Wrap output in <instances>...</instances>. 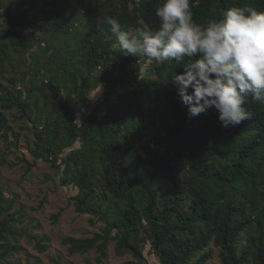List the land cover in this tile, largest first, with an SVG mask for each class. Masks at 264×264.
<instances>
[{"label": "trees", "instance_id": "16d2710c", "mask_svg": "<svg viewBox=\"0 0 264 264\" xmlns=\"http://www.w3.org/2000/svg\"><path fill=\"white\" fill-rule=\"evenodd\" d=\"M161 2L0 0V141L17 146L12 122L26 124L35 161L77 190V214L103 224L62 239L70 256L97 253L86 264H104L112 243L127 264H148L147 250L158 264H208L214 250L218 264H264V104L249 99L234 127L214 109L190 118L170 80L184 64L141 58L153 68L140 71L111 47L105 17L155 30ZM245 4L264 10V0H191L198 24ZM17 204L0 184V264H22L19 237L49 250L48 236L20 227Z\"/></svg>", "mask_w": 264, "mask_h": 264}, {"label": "clouds", "instance_id": "9594fccd", "mask_svg": "<svg viewBox=\"0 0 264 264\" xmlns=\"http://www.w3.org/2000/svg\"><path fill=\"white\" fill-rule=\"evenodd\" d=\"M154 15L158 28L140 21L135 34L105 17L111 47L135 58L140 71L145 70L141 58L184 64L170 80L190 118L214 109L221 127H234L248 119L249 99L264 104V10L251 4L231 6L198 24L191 0H162Z\"/></svg>", "mask_w": 264, "mask_h": 264}, {"label": "rangeland", "instance_id": "374dc122", "mask_svg": "<svg viewBox=\"0 0 264 264\" xmlns=\"http://www.w3.org/2000/svg\"><path fill=\"white\" fill-rule=\"evenodd\" d=\"M42 46L44 47V44ZM151 68L153 66L150 63L145 65V69ZM94 96L95 93L91 97ZM12 127L14 133L21 135L20 141L14 146L13 135L9 137V141H0V184L5 187L9 197L18 201L17 209L24 207L25 218L20 227L32 234L45 235L50 239L49 250L40 253L27 236L19 237L16 242L22 251L15 255V259L20 260L22 264L27 259L38 260L41 264H56L53 259L60 260L63 264L94 262L97 256L95 251L70 256L68 247L62 243V239L91 237L92 232L99 231L103 224L97 222L93 226L89 215L77 214L72 200L77 190L61 186L59 174L49 164L35 161L29 150L30 138L26 124L14 121ZM58 214L59 218L55 223L53 217ZM145 255L148 264H158L157 258L148 250ZM213 255L208 264L219 263L216 250ZM130 261H135L130 254L119 256L115 252V244H110L108 258L104 264H127Z\"/></svg>", "mask_w": 264, "mask_h": 264}]
</instances>
